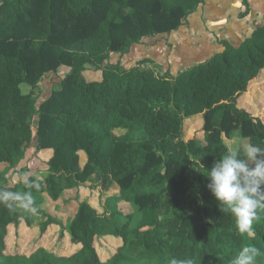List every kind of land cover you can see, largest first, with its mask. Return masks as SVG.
Masks as SVG:
<instances>
[{
    "label": "trees",
    "instance_id": "16d2710c",
    "mask_svg": "<svg viewBox=\"0 0 264 264\" xmlns=\"http://www.w3.org/2000/svg\"><path fill=\"white\" fill-rule=\"evenodd\" d=\"M203 4L0 0V183L35 136L38 151L52 152L43 184L33 177L31 188L0 184L31 191L37 208L12 211L0 204V264H170L185 257L196 264H230L247 245L264 253V212L250 235L239 233L235 218L220 211L206 176L229 149L223 136L239 133L264 148L262 117L238 105L264 72V25L238 47L219 40L223 51L176 76L146 60L131 68L111 61L145 38L179 30ZM243 8L240 18L249 14L246 0ZM61 68L67 69L64 78L37 106L40 83ZM89 71L100 75L89 79ZM198 116L204 118V141L186 139V121ZM97 175L106 203L122 200L138 209L100 213L82 200V188ZM70 192L65 202L78 203V209L68 228L38 211L43 195L57 202ZM23 223L38 228L41 237L55 226L59 240L67 232L79 249L62 255L42 243L23 252L9 240ZM106 239L120 244L102 255ZM257 264H264V255Z\"/></svg>",
    "mask_w": 264,
    "mask_h": 264
},
{
    "label": "rangeland",
    "instance_id": "374dc122",
    "mask_svg": "<svg viewBox=\"0 0 264 264\" xmlns=\"http://www.w3.org/2000/svg\"><path fill=\"white\" fill-rule=\"evenodd\" d=\"M243 9L244 8L242 7L240 13ZM154 39L149 40L150 43L153 44L154 42H157V40ZM162 40L166 42L168 41L166 40V38H163ZM169 46L170 45H166V48H161L163 51L160 50V54H164L162 57L163 59L171 61V59L169 60V57L171 58V56L173 55L172 53L174 51H176L175 53H177L182 52L183 50L182 48L179 49V47H176V49H174V44H171L170 49ZM172 47L174 48L172 49ZM165 52H168V54ZM131 54L132 53H130V55ZM123 56L124 55L113 54L111 61L113 63H117L119 61L121 62ZM124 61H126V59ZM141 61H143V59L136 60V63L134 62L135 64L126 63L123 66L125 68H131L133 66H136ZM146 61V64L148 66L152 67L154 65L153 62L151 63V61L149 60ZM172 63L175 64V69L177 70L178 66H176V58L174 59V61H172ZM66 72V68H61L59 72L50 73L46 75V77L40 83L39 89H37V106H39L41 103H43L50 97L52 91L58 87L59 82L61 81V79L64 78ZM99 75L100 73L90 71L87 72V76L89 79L92 77H98ZM23 91L29 92L30 88L24 86ZM238 105L240 108L247 110L251 114L262 117L264 121V72L258 80L254 81L250 85L248 93L239 100ZM186 128V139L197 138L201 141H204L203 116L188 119L186 121ZM141 136V134H137L136 138L138 139ZM223 138L225 144L229 149L233 148L239 151L241 149H245L246 146L249 145L247 141L243 140L239 133H235L231 138L226 136H223ZM36 141L37 138L35 136L33 144L28 150L27 154L22 159H20L15 166L8 168L5 172H3V180L0 183L1 185L23 186L25 184V181L28 182V180L32 177L35 179V181H38L40 184H43L49 171L47 163L52 155V152L38 151ZM4 167V165L0 166V170H3ZM103 184V178L99 175L91 178V180H89V182L81 190L82 200H87L91 205L98 209L100 213H103L107 210L108 213L120 211L121 214H124L130 211L135 212L138 209L134 205L128 204L122 200L118 202L109 201L108 203H106L103 194H100L102 192L99 191L101 190L100 188L103 186ZM92 186L95 187L97 190L95 188H92ZM43 197L44 202L38 207V211H42L48 215L56 217V219L61 222L62 225L68 228L71 222L73 221L78 209V203L73 201H70L69 203L65 202L67 199H71L73 197V193H67V195L63 196L57 202L52 201L48 197V195H43ZM39 212L35 213L34 215L35 223L37 224L42 221V215ZM20 228L21 229L19 231V235H15L9 240L12 245H15L16 243L21 245L23 248V252H30L33 248L42 243L46 245L48 249H53L57 253L62 255H71L79 249L78 246L72 244L67 232H64L65 237L62 240H59V238H57L59 228L55 226H51L43 237H41V232L38 228H30L24 223L21 225ZM119 244V240L106 239L101 242V245L99 246V251L102 255H105V253H113V249L117 248Z\"/></svg>",
    "mask_w": 264,
    "mask_h": 264
},
{
    "label": "crops",
    "instance_id": "0c3cea01",
    "mask_svg": "<svg viewBox=\"0 0 264 264\" xmlns=\"http://www.w3.org/2000/svg\"><path fill=\"white\" fill-rule=\"evenodd\" d=\"M244 1L205 0V4L190 15L179 30L165 36L155 37V39L145 38L141 43L133 45L121 59L122 66L126 63H136V60L139 59H146L153 64L165 67V71H170L172 75L176 76L179 72L204 62L215 53L223 51L224 47L219 40H227L238 47L258 27L264 25V0H246L250 11L246 17L240 18L239 13ZM163 38L168 41H163ZM151 39L157 40V42L152 44L149 41ZM171 44L175 46L172 49L179 47L183 51L177 53L174 51L172 56H175L169 55L171 61H168L162 58L164 54H160V50L166 48V45L171 46ZM130 53L132 54L130 55ZM165 53L168 54V52ZM175 58L177 70L175 64L172 63ZM125 59L126 61H124Z\"/></svg>",
    "mask_w": 264,
    "mask_h": 264
},
{
    "label": "clouds",
    "instance_id": "9594fccd",
    "mask_svg": "<svg viewBox=\"0 0 264 264\" xmlns=\"http://www.w3.org/2000/svg\"><path fill=\"white\" fill-rule=\"evenodd\" d=\"M207 188L219 203L220 211L235 218L236 229L242 234H251L254 221L264 212V148L249 144L243 153L230 148L214 163L206 175ZM29 188L35 185L25 181ZM0 204L9 210H24L34 213L37 208L31 191L0 189ZM264 255L254 245L240 249L230 264H257ZM170 264H196L195 259L173 258Z\"/></svg>",
    "mask_w": 264,
    "mask_h": 264
}]
</instances>
